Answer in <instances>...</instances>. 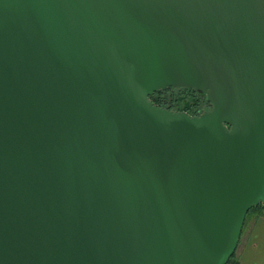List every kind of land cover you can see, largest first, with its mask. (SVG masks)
Segmentation results:
<instances>
[{
	"label": "water",
	"instance_id": "obj_1",
	"mask_svg": "<svg viewBox=\"0 0 264 264\" xmlns=\"http://www.w3.org/2000/svg\"><path fill=\"white\" fill-rule=\"evenodd\" d=\"M260 203L264 0H0V264H228Z\"/></svg>",
	"mask_w": 264,
	"mask_h": 264
},
{
	"label": "trees",
	"instance_id": "obj_2",
	"mask_svg": "<svg viewBox=\"0 0 264 264\" xmlns=\"http://www.w3.org/2000/svg\"><path fill=\"white\" fill-rule=\"evenodd\" d=\"M151 99L159 107L169 109L171 111L187 112L192 116H198L200 111L211 110L213 107L207 100L206 95L195 89L167 88L153 94ZM252 214H256L258 216L264 215V203H260V205L249 211L245 225L249 216ZM228 264H236V254L232 257Z\"/></svg>",
	"mask_w": 264,
	"mask_h": 264
},
{
	"label": "crops",
	"instance_id": "obj_3",
	"mask_svg": "<svg viewBox=\"0 0 264 264\" xmlns=\"http://www.w3.org/2000/svg\"><path fill=\"white\" fill-rule=\"evenodd\" d=\"M236 264H264V215L248 219L236 252Z\"/></svg>",
	"mask_w": 264,
	"mask_h": 264
},
{
	"label": "rangeland",
	"instance_id": "obj_4",
	"mask_svg": "<svg viewBox=\"0 0 264 264\" xmlns=\"http://www.w3.org/2000/svg\"><path fill=\"white\" fill-rule=\"evenodd\" d=\"M212 108H213V107H212ZM206 111H210V110H206ZM253 215H256V214H252V215H250L249 218H251ZM249 218H248V219H249ZM247 223H248V221H247ZM247 223H246V225H247ZM244 228H245V227H244ZM243 230H244V229H243ZM242 233H243V231H242Z\"/></svg>",
	"mask_w": 264,
	"mask_h": 264
}]
</instances>
